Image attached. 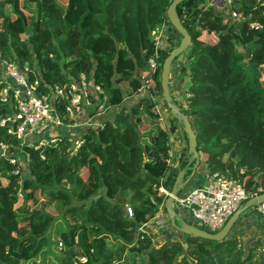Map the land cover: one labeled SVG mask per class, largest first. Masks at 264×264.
<instances>
[{"label": "trees", "instance_id": "1", "mask_svg": "<svg viewBox=\"0 0 264 264\" xmlns=\"http://www.w3.org/2000/svg\"><path fill=\"white\" fill-rule=\"evenodd\" d=\"M170 2L0 0L1 58L28 62L29 79L40 86L70 85L83 74L102 90L96 124L76 148L69 133L50 130L45 138L55 141L34 148L0 126L8 154L28 155L17 176L0 153V264H35L39 256L49 264H115L131 253L144 260L130 264H257L256 250H245L238 236L182 234L155 245L139 229L159 208L166 214L160 188L169 193L178 172L188 175L194 164L187 145L169 162V132L155 113L162 62L181 38L166 16ZM175 9L190 43L172 61L185 57L184 97L173 102L191 125L199 159L206 171L242 183L247 199L264 193V176L251 169L264 161V0H182ZM162 23L171 32L156 47ZM66 103L59 99L57 112L67 126ZM11 105L0 104V119ZM171 117L170 132L182 128ZM144 123L149 128L139 131Z\"/></svg>", "mask_w": 264, "mask_h": 264}, {"label": "built area", "instance_id": "2", "mask_svg": "<svg viewBox=\"0 0 264 264\" xmlns=\"http://www.w3.org/2000/svg\"><path fill=\"white\" fill-rule=\"evenodd\" d=\"M230 1L212 0V3L222 6ZM228 13L231 17H237L231 10ZM170 32L162 23L156 30L155 46L161 45L162 40H166ZM150 63L154 66V62L150 61ZM29 72L28 62L18 65L0 57V104L8 102L12 104L11 111L1 117L0 126L19 143L37 148L47 142H54V137L45 138L46 133L56 126L64 125L57 112L59 99L68 102L64 106V112L74 121L83 114L89 97L97 98L102 90L92 82L91 75L87 78L80 74L79 78L70 85L43 83L40 86L38 79L32 81L29 79ZM80 144L81 140L78 137L74 139L75 148ZM10 149L11 145L0 143L1 154H8ZM8 155L9 163L14 165L12 173L21 176L26 170L28 155L25 153ZM160 191L168 194L163 188H160ZM247 197L248 193L239 181L218 172L206 171L205 181L201 186L173 197V207L187 210L192 217V224L209 233H215L223 227ZM125 211L128 217L132 216L129 206L125 207ZM254 212L264 221V201L254 206ZM80 260L84 261V258ZM257 264H264V245L258 250Z\"/></svg>", "mask_w": 264, "mask_h": 264}, {"label": "crops", "instance_id": "3", "mask_svg": "<svg viewBox=\"0 0 264 264\" xmlns=\"http://www.w3.org/2000/svg\"><path fill=\"white\" fill-rule=\"evenodd\" d=\"M182 56H179L175 62L171 64L170 72H169V80H168V89L169 94L171 96L172 101H182L184 97V91H185V83L184 81L180 80V74L181 70L183 69L185 65V59L181 58ZM98 102V101H97ZM97 102H92L91 98L89 97L88 105L84 106L83 114L79 117H76V119L72 122L71 125H61L62 127H67L65 130L64 128L60 126H56L53 131L56 133H69V137L71 134L76 132L77 130L80 131V134L82 131L91 125L88 126V124H96V115L93 114L90 116H86V110L88 108L91 109V106L94 107ZM156 110H158L156 108ZM155 110V113L158 116L159 126L164 128L166 131L169 132V143H170V150H169V162L173 165H175L178 161V158L180 157L181 153L184 152L185 147L187 145L186 140L182 133V128L179 126V124H175V131L170 132V125H171V117L168 119L165 117L164 113L163 116L159 111L157 112ZM162 118V119H160ZM89 122V123H88ZM149 128V125L147 123H144V126L139 127V131H142L143 129ZM155 128L153 129V131ZM79 134V135H80ZM79 137V136H78ZM71 138V137H70ZM148 140V139H147ZM205 165L200 160L198 167L196 168L194 174L190 177L189 175H186L184 173L182 177V181L186 180L185 186L180 191V193H186L189 190L201 186L205 181ZM165 193V192H163ZM176 216L184 222L192 224V217L190 213L187 210L183 209H175ZM167 215L163 212H161L160 208L158 210V213L156 214L155 218L152 221L146 222L141 224L140 228L142 231H145L147 233H150L152 236V242L155 245H159L162 243L165 239L169 238L168 234L171 232H175L174 228L170 227V223L168 225L169 229L167 232H163L165 229V220ZM169 222V221H168ZM150 227V230L146 229V227ZM167 228V227H166ZM179 232V231H178ZM166 233V234H165ZM182 234V233H181ZM238 236L240 241L242 242V245L245 250L249 248H254L258 255V250L261 246L264 245V221L263 219L254 211L251 210H245L243 211L237 221L232 225V227L229 229L227 233V237H236ZM182 238V236H174ZM139 259L144 260L143 256L137 255L136 253L128 254L123 261L117 264H130V261L132 259Z\"/></svg>", "mask_w": 264, "mask_h": 264}, {"label": "water", "instance_id": "4", "mask_svg": "<svg viewBox=\"0 0 264 264\" xmlns=\"http://www.w3.org/2000/svg\"><path fill=\"white\" fill-rule=\"evenodd\" d=\"M182 0H171L170 4L166 10V16L174 27V29L180 34L181 38L177 46L173 47L168 55L164 58L162 65H161V72H160V86L162 89V98L166 107L169 110V113L176 117L177 121L182 125V130L187 136V146L188 152L192 155L194 160L193 167L189 176L191 177L196 168L199 165L200 159L199 154L195 149V135L192 131L191 125L188 119L185 117L184 114L180 112L179 107L172 101L171 96L169 94L168 89V80H169V72L170 67L173 59L182 53L190 43V36L187 30L182 26L177 14H176V5ZM184 175V170L178 172L175 181L172 185L171 190L167 194V198L164 201V208L166 210L167 217L169 219L170 225L179 231L182 234H189L196 237H202L206 239L212 240H222L227 236L229 229L232 225L237 221L240 214L245 211L247 208L258 204L261 201H264V193H260L248 198L241 206H239L236 211L227 219L223 227L215 232L209 233L194 224H190L184 221H181L180 225L177 226L175 223L176 213L173 207V197L177 195L185 186L186 180L182 181V177Z\"/></svg>", "mask_w": 264, "mask_h": 264}, {"label": "rangeland", "instance_id": "5", "mask_svg": "<svg viewBox=\"0 0 264 264\" xmlns=\"http://www.w3.org/2000/svg\"><path fill=\"white\" fill-rule=\"evenodd\" d=\"M181 58H184L185 59V57L184 56H182ZM175 62V61H174ZM98 101V98L96 99V100H94V102H97ZM97 104V103H96ZM156 108L158 109V110H156L157 112L159 111V113H164V115H165V117L166 118H170L172 115L169 113V111H167V108H166V106H165V104H164V101H163V98H160V99H158L157 100V103H156ZM93 111H94V107H92L91 106V109L90 108H88L87 110H86V116H90V115H93ZM162 116H163V114H162ZM172 118V117H171ZM160 119H162V118H160ZM89 123V122H88ZM89 125H91L92 126V124H88V126ZM60 127H62V126H60ZM62 128H64V130L67 128V127H62ZM79 134H80V131L79 130H77L76 132H74L73 134H71V139L72 140H74V139H76L78 136H79ZM201 160V159H200ZM259 161V163H257ZM257 162H255L252 166H251V169H253L254 171H256V172H259V174L260 175H263L264 176V161H260V160H258ZM189 175V174H188ZM180 193V192H179ZM178 193V194H179ZM255 206V205H254ZM175 207V209L177 210V209H180V208H178V207H176V206H174ZM246 210H249L248 208L246 209ZM254 211V210H253ZM167 217V216H166ZM169 219L168 218H166V220H165V229H164V231L163 232H167L168 231V229H169V227H168V225H169ZM150 227L151 226H147L146 227V229H148V230H150ZM167 227V228H166ZM28 228V224H27V222L26 221H24V222H22V229L23 230H26ZM172 228V227H171ZM175 232H171L170 234H168V236H170V237H174V236H177V235H179V236H182V234H180L177 230H174ZM166 234V233H165ZM59 239V237H56V241ZM59 245H57V246H53L52 247V249H53V251H58L59 250ZM50 259L51 258H47V260L45 259V258H42V257H36V259H35V264H49V261H50Z\"/></svg>", "mask_w": 264, "mask_h": 264}]
</instances>
